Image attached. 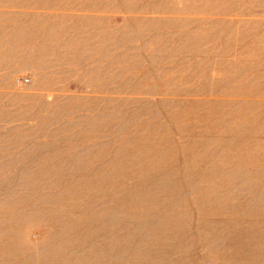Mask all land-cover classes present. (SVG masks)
I'll return each instance as SVG.
<instances>
[{"label": "rangeland", "instance_id": "1", "mask_svg": "<svg viewBox=\"0 0 264 264\" xmlns=\"http://www.w3.org/2000/svg\"><path fill=\"white\" fill-rule=\"evenodd\" d=\"M0 264H264V0H0Z\"/></svg>", "mask_w": 264, "mask_h": 264}]
</instances>
